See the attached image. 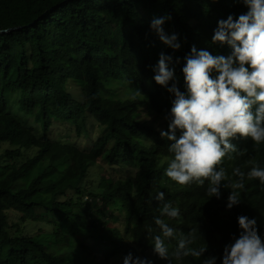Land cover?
<instances>
[{"label": "trees", "instance_id": "1", "mask_svg": "<svg viewBox=\"0 0 264 264\" xmlns=\"http://www.w3.org/2000/svg\"><path fill=\"white\" fill-rule=\"evenodd\" d=\"M247 11L243 0H0V264H108L118 254L135 260L137 249L150 264H202L210 257L221 264L224 247L239 236L241 215L257 220L264 239L259 180L245 178L240 204L227 209V187L221 186L219 199L210 198L207 181L180 186L165 175L171 142L160 132H167L175 97L167 91L172 81L162 87L153 79L164 53L172 57L169 68L184 92V57L193 46L231 55L212 36L219 21ZM164 16L170 17L164 31L177 34L179 50L150 30L151 21ZM119 87L130 96L120 98ZM137 89L142 96H135ZM11 93L19 112H33L40 134L9 112ZM53 119L74 130L75 138L88 124L102 132L82 150L59 133L49 136ZM102 154L109 166H131L133 173H96L92 187L87 185ZM249 161L264 167V143L250 139L238 148L223 167L229 180L238 179L234 168L250 171ZM161 192L164 201L156 199ZM165 202L180 213L167 221L177 232L171 251L180 232L198 229L192 247L207 246L201 258L177 261L169 250L168 260L161 259L152 245L136 239L141 224L159 231L154 220ZM119 210L121 231L109 234L110 220L116 219L111 216ZM29 223L39 224L36 233H25ZM77 233L95 243L73 246ZM80 249L94 253L93 260L77 254Z\"/></svg>", "mask_w": 264, "mask_h": 264}, {"label": "clouds", "instance_id": "2", "mask_svg": "<svg viewBox=\"0 0 264 264\" xmlns=\"http://www.w3.org/2000/svg\"><path fill=\"white\" fill-rule=\"evenodd\" d=\"M243 3L248 9L246 14L235 20L229 15L219 21L212 36L213 43L227 44L232 49L231 55H213L193 46L184 57V92L177 87L175 69L169 68L171 56L160 54L153 77L162 87L172 81L167 91L175 97L167 132H160L161 138L171 142L168 150L172 158L165 175L180 186L192 183L203 186L207 181L206 194L210 198L219 199L221 186L227 187L230 189L227 209L240 204L245 178L264 185V167L252 161L249 163L253 166L246 174L239 167L233 169L232 176L238 178L235 180H229L221 167L224 158L237 151L231 142L237 137L251 139L257 145L264 143V0H243ZM169 19V16L154 18L150 30L162 44L176 51L181 47L177 34L168 35L163 28ZM135 96H142L138 89ZM225 180L229 182L222 184ZM156 199L164 201V193H159ZM158 212L154 222L160 234L152 238L153 252L168 260L166 241L175 238L177 232L167 221L177 220L180 213L167 202L162 203ZM237 223L239 236L224 247L221 264H264V239L258 234L257 220L241 215ZM197 231L179 233L172 253L177 261L186 257L199 259L206 252L207 246L192 247ZM215 261V257L205 258L202 264ZM123 264H150V261L139 257L134 260L129 254Z\"/></svg>", "mask_w": 264, "mask_h": 264}, {"label": "rangeland", "instance_id": "3", "mask_svg": "<svg viewBox=\"0 0 264 264\" xmlns=\"http://www.w3.org/2000/svg\"><path fill=\"white\" fill-rule=\"evenodd\" d=\"M123 87H119L117 88L116 92L118 94V96L124 97V96H130V93H124ZM127 91V90H126ZM73 94L74 97H76L75 95V90H73ZM17 96L15 93H11L9 96H7V106H8V110L9 112H11L13 115L17 114L22 121L24 122V126L27 128H32L33 131L36 134H40V129L37 128V123L35 122V120L33 119V112L26 114L23 112H19L18 109H16V99ZM23 117V118H22ZM52 122H54L52 124ZM51 122L52 126L50 127V134L49 136H54V135H61V136H65V138L67 140L73 141L75 144H77V147H79L80 149H85L88 150V148L90 147L93 139L100 135V133L102 132L99 128H97V126H95V123L92 124V127L90 124H88L89 128H87L88 131L85 132L84 130H80V134L79 137L75 138V131L74 130H68V129H63L61 128V126H66L67 124H59L60 121L53 119ZM58 123V125H57ZM95 126V127H94ZM62 129V130H61ZM88 135V136H87ZM87 136V137H86ZM94 137V138H93ZM95 140V139H94ZM250 139H241L239 137H237L236 139L232 140L231 142L237 147V150L239 147L243 146L245 143H247ZM237 152V151H236ZM234 153H230L228 156H226L224 158L223 164L221 165V167H225L228 165L231 157L233 156ZM230 157V158H229ZM96 165L99 166L96 167ZM124 166V167H122ZM121 167V168H120ZM119 169V170H118ZM134 169L131 166H125V165H119L118 167H113V166H109L106 163V160L104 158V154H102L97 160L96 163L94 165H92L91 167V171L90 173L87 175V177L89 176V179L87 180V185L91 186L93 185L92 181H95L96 179V175L99 176H110V177H124V176H128L131 175L133 173ZM97 173V174H96ZM96 174V175H95ZM86 180V179H85ZM85 198V197H84ZM121 216H122V212L119 210V212L112 214L111 217H116V219H112L110 220V228L106 231H108L109 234L112 233H120L121 231ZM112 227V228H111ZM39 229V224H30L29 226H25V233L26 234H34L36 233V231ZM93 232L98 233L99 231H96V229L93 230ZM157 234H160L159 231H152L150 230L146 225L141 224L137 227L136 229V239L138 241H140L143 244H147V245H152L153 243V237ZM133 246H136V244L129 238H126ZM95 241L87 239L84 237L83 233H77L74 235V237L71 239V244L73 246H77L78 244H82L84 246H87L88 244H94ZM167 246L169 247V250L171 251V240L166 241ZM94 249V248H93ZM92 249V250H93ZM138 255L137 257L143 259L142 256V250L137 249ZM172 253L174 252L171 251ZM77 254L82 255L83 257H95L94 253H88V252H83L82 249L76 251ZM150 254V252H149ZM89 255V256H88ZM99 256V254H98ZM126 257V255H115L113 256L110 260L108 264H123V260Z\"/></svg>", "mask_w": 264, "mask_h": 264}]
</instances>
